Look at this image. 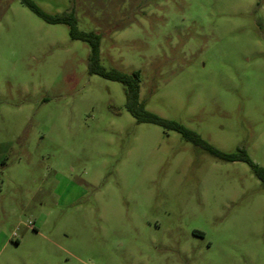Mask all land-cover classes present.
I'll list each match as a JSON object with an SVG mask.
<instances>
[{"label":"rangeland","instance_id":"1","mask_svg":"<svg viewBox=\"0 0 264 264\" xmlns=\"http://www.w3.org/2000/svg\"><path fill=\"white\" fill-rule=\"evenodd\" d=\"M100 33L140 100L264 168V0H34ZM90 45L0 0V264H264V183L138 122Z\"/></svg>","mask_w":264,"mask_h":264},{"label":"trees","instance_id":"2","mask_svg":"<svg viewBox=\"0 0 264 264\" xmlns=\"http://www.w3.org/2000/svg\"><path fill=\"white\" fill-rule=\"evenodd\" d=\"M21 1L48 22L68 24L71 38L88 42L90 45V52L88 55L89 71L109 79L117 80L123 84L126 98L125 105L138 122H153L166 129L176 130L180 132L186 140L203 148L218 158L246 161L264 183V168L251 159L245 148H238L235 152L222 151L202 138L198 132L186 127L182 123L173 119L164 118L148 110L145 102L140 100L139 71L136 70L133 73H128L117 68L107 69L104 67L100 62V33L94 30H80L77 27V20L73 11L51 14L43 10L34 0Z\"/></svg>","mask_w":264,"mask_h":264}]
</instances>
